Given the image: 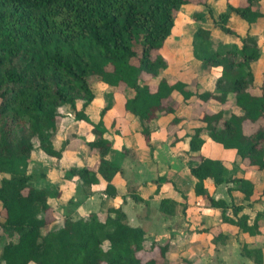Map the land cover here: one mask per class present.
Here are the masks:
<instances>
[{"label": "trees", "instance_id": "obj_1", "mask_svg": "<svg viewBox=\"0 0 264 264\" xmlns=\"http://www.w3.org/2000/svg\"><path fill=\"white\" fill-rule=\"evenodd\" d=\"M206 1L0 0V264H156L157 257L163 264L167 242H152L145 250V231L127 224L120 208L108 209L103 220L95 212L74 219L49 204V198L59 195L58 189L33 186L25 168L33 149L32 138L44 156L57 159L72 156L83 145L93 165L70 167L66 177L73 176L90 191L106 197H113L115 185L123 183L128 195L138 201L122 167L106 158L112 142L105 134L115 130L117 123L136 120L137 134L148 143L149 121L156 115L172 114L178 106L171 93L178 92L183 101L192 95L173 76H157L166 66L159 50L174 27L179 7L206 5ZM253 1L224 0L225 10L215 16L208 9L214 35L196 28L190 53L209 68L213 78L211 88L196 93L195 101L213 100L221 106L216 112L197 113L206 137L233 150L254 175L253 179H223L214 160L197 155L196 164L188 165L194 178L192 192L204 196L208 206L221 208V212L229 207L235 219L224 215L221 219L246 235L258 233V216L264 210L256 212L247 224L246 215L236 216L240 205L228 206L214 199L203 182L207 178L215 184L230 181L243 200L251 203L262 193L255 187L264 170V86L254 82L259 48L255 37L240 36L226 25L231 14L247 24L261 18L262 13L251 6ZM191 19L202 20L204 16L195 13ZM226 34L236 36V41L224 44ZM94 83L116 89L107 96L97 120L85 112L94 98ZM126 87L132 90L128 98L123 95ZM224 106L237 107L240 114L224 118ZM62 116L85 128L90 138L82 140L67 132L55 149V122ZM176 121L173 116L170 122ZM248 122L256 126L246 131ZM200 131L195 128L188 141L191 151L203 143ZM72 140L80 141L74 150L68 147ZM118 151L130 161L135 158L124 145ZM167 183L156 182L154 193ZM172 204L160 199V212L171 213ZM56 220L58 224L49 228ZM205 231L214 243L226 240L217 226ZM2 235L8 240L2 241ZM239 250L252 263H264L259 248L240 243ZM140 254H144L143 259Z\"/></svg>", "mask_w": 264, "mask_h": 264}, {"label": "crops", "instance_id": "obj_2", "mask_svg": "<svg viewBox=\"0 0 264 264\" xmlns=\"http://www.w3.org/2000/svg\"><path fill=\"white\" fill-rule=\"evenodd\" d=\"M251 6L262 13L261 18L247 24L231 14L226 25L240 36L247 34L256 38L259 57L254 69V82L264 86V0H254ZM208 9L215 16L218 12L225 10V2L224 0H207L206 5H181L174 20V27L159 50L166 60V66L157 76H173L183 82L185 89L192 95L183 101L178 92L171 93L178 102V106L172 114L156 115L149 121L148 143H145L137 134L139 126L136 120L127 124L117 123L115 130L109 129L105 134V137L112 142V148L106 158L122 167L129 185L135 187L138 201H134L128 195L123 183L115 185L113 197H106L99 191H90L75 177H66V171L70 167L93 165L94 162L87 159L83 145H80L69 158L57 159L44 156L36 148L35 143L27 165L28 168L35 166L43 169L47 174L43 177V186L39 188L53 186L58 189L59 195L48 200L51 206L63 209L64 199L72 198L77 203V209L80 210L81 215L120 208L127 224L141 227L145 231L146 237L143 240L145 250L152 242L160 245L167 242L163 264H169L172 258L180 261L184 259V264H254L240 254V243H245L249 248H259L264 262V213L258 216V233L246 235L239 232L234 225L221 219L222 215L235 219L229 207L221 212V208L204 204V196H195L192 192L194 178L188 171V165L196 164L195 156L197 155L214 160L223 179L254 178L253 172L242 165L233 150L225 149L206 137L204 123L197 119L198 111L216 112L221 109L220 104L213 100L206 103L195 101V94L209 90L213 81L209 68L190 54L192 35L196 28L207 29L214 35L215 30L212 29L211 22L207 18ZM195 13L201 14L204 19H191ZM222 39L224 44H230L236 41V36L226 34ZM91 89L94 98L85 107V112L92 119L97 120L98 112L107 96L116 89L101 87L96 83ZM123 95L126 98L130 97L132 90L124 88ZM229 98L228 94L227 99ZM222 110L224 118L231 114H240V110L234 106L227 108L224 106ZM59 112L61 113L62 110ZM173 116L177 118V121L171 123ZM247 124L252 125L249 122ZM55 125L52 137V145L55 149L59 148L63 135L67 132L75 134L82 140L90 138L85 128L77 127L67 116L58 118ZM195 128H201L198 137L203 140V143L197 151H191L188 141ZM121 145L133 151L135 156L133 160L130 161L119 154L118 148ZM163 180H167L168 183L164 185L163 190L155 194L156 182L160 183ZM203 185L206 192L214 199H220L228 206L240 205L241 209L236 216L246 215L247 224L252 222L256 212L264 210V170L261 171L255 185L256 189L262 193L259 200L252 203L243 200L241 192L230 181L215 184L212 179L207 178ZM162 198L173 202L171 213L160 212L159 201ZM57 224V220L53 221L49 228ZM210 226H217L226 236V240L214 243L212 235L209 231H205V228ZM13 239L14 237L11 238ZM144 254L141 255L142 259ZM214 258L217 260L216 263L212 261Z\"/></svg>", "mask_w": 264, "mask_h": 264}, {"label": "rangeland", "instance_id": "obj_3", "mask_svg": "<svg viewBox=\"0 0 264 264\" xmlns=\"http://www.w3.org/2000/svg\"><path fill=\"white\" fill-rule=\"evenodd\" d=\"M164 58V57H163ZM93 86H94V84H93ZM59 110H62V109H60L59 108ZM258 122H260V121H258ZM263 124H264V121H261ZM256 126V125H255ZM253 124L252 125H248V124H246V126H245V129H246V131L247 130H249V129H252L253 127H255ZM31 141H32V143H33V145H35V139L34 138H32L31 139ZM80 143V141L79 140H72L70 143H69V145H68V147L71 149V150H74L77 146H78V144ZM69 158V157H68ZM25 172L28 174V180L30 181V183L33 185V186H35V187H42L43 185H42V183H43V177L44 176H47V174L45 173V171H43V169H38V168H36L35 166H33L32 168H28V165L26 166V168H25ZM43 174V175H42ZM79 202V201H78ZM64 204H65V206H64V208L63 209H61L62 211H65L66 213H68V214H70V216L72 217V218H78L79 216H81V214L82 213H80V210H78L77 209V203L76 202H74L73 201V199L72 198H69V199H64V202H63ZM203 203L204 204H207V201H206V199L205 198H203ZM79 204V203H78ZM77 209V210H76ZM98 218H99V220H103V218L105 217V215H106V212L105 211H103V210H101V211H99L98 213ZM7 238L6 237H2V241H5ZM139 255V254H138ZM140 255H142V254H140ZM212 261H214L215 263L217 262V260H216V258H214ZM181 262H182V264H184V262H185V260L184 259H181V261L180 260H177V259H171L170 260V263L169 264H181ZM156 264H161V260L157 257V259H156ZM210 264V263H209Z\"/></svg>", "mask_w": 264, "mask_h": 264}]
</instances>
